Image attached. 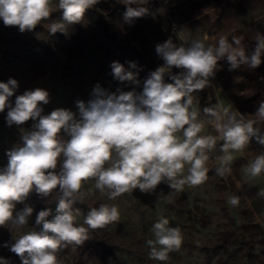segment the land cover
<instances>
[{"label":"clouds","instance_id":"1","mask_svg":"<svg viewBox=\"0 0 264 264\" xmlns=\"http://www.w3.org/2000/svg\"><path fill=\"white\" fill-rule=\"evenodd\" d=\"M101 0H0V19L5 26H16L20 32L34 30L44 21L50 34L66 32L68 25L82 23L87 10ZM125 6L122 21L129 26L147 15L151 0H115ZM61 11L60 20L52 13ZM163 14L165 9H157ZM201 19V17H197ZM182 31V30H181ZM242 36L221 35L215 43L205 39L180 41L169 37L156 45L162 63L143 80L134 62L128 68L119 61L111 63L113 78L128 82V91H108L99 84L87 102L78 100L76 111L56 108L43 114L42 105L49 103V92L43 88L25 90L15 78L0 81V113L5 112L8 126L20 127L32 120L30 129H21L20 143L7 150L8 163L0 168V227L12 230L27 227L34 209L25 201L35 192L48 196L53 190L60 198L53 212L46 208L36 215L35 224L15 237L10 251L21 264H61L59 253L69 245L82 246L91 233L120 220L115 204L100 203L83 214L75 207L91 193L84 184L95 181V189L109 200L139 189L154 193L166 183L170 189L182 191L185 186H200L214 170L220 177L232 175L234 154L245 151L255 140L264 146V100L254 114L245 118L221 105L205 106L201 119L200 101L196 94L210 85V78L226 60L229 70L241 65L255 69L264 56V35L257 33L256 46L249 56L242 46ZM177 69L179 71H173ZM167 77V81L165 79ZM264 80V77H261ZM206 124L211 131H205ZM218 167L210 166V157L217 149ZM264 174V152L252 159L245 175L256 178ZM241 185L237 182V187ZM258 196L264 197V189ZM158 199L164 197L158 196ZM227 203L239 206V197L230 196ZM24 206L17 210V205ZM154 240L147 241L148 258L166 262L169 254L179 251L184 236L179 226L159 216L152 224ZM5 247L8 244L5 243ZM0 264H11L0 256Z\"/></svg>","mask_w":264,"mask_h":264},{"label":"rangeland","instance_id":"2","mask_svg":"<svg viewBox=\"0 0 264 264\" xmlns=\"http://www.w3.org/2000/svg\"><path fill=\"white\" fill-rule=\"evenodd\" d=\"M155 13L135 20L129 26L122 21L125 6L115 0H101L87 10L84 21L68 25L64 33L50 34L44 21L34 30L20 32L16 26H5L0 19V81L11 78L18 81L15 95L37 87L49 92V103L42 105L43 114L56 108L76 111V102H87L97 84L108 91H128L132 85L119 82L111 74V63L119 61L126 68L129 62L137 65L142 90L147 79L162 63L156 45L169 37L174 42L205 39L215 43L221 35L231 38L242 36L246 55L256 46V35H264V0H151L148 5ZM163 8L160 14L157 9ZM201 19H197V17ZM62 12L52 13V20H60ZM182 30V31H181ZM210 78V85L196 94L200 101L201 119L205 106L221 105L248 118L264 100V56L255 69L241 65L229 70L226 60ZM179 71L177 69L173 70ZM167 81V77H165ZM5 112L0 113V168L6 167L7 150L20 143L21 129H30L33 121L11 127L6 123ZM264 134V125L260 126ZM205 131H211L206 124ZM264 146L253 140L245 151L234 154L232 175L218 176L209 171L206 183L182 191L170 189L166 183L158 185L154 193L139 189L109 200L95 189V181L84 184V191L91 193L75 207L83 214L100 203L115 204L120 220L104 229L91 233L82 246L69 245L61 250V264H264V174L251 178L245 175L249 162ZM217 149L210 157V166L218 167ZM237 182L241 185L237 187ZM60 192L53 190L48 196L35 192L25 201L34 211L23 229L0 227V256L10 258L11 264H21L10 246L31 228L39 230L36 215L50 208L55 211ZM164 199H158V196ZM230 196L239 197V206L227 203ZM24 205L18 204L17 210ZM169 219L170 225L179 226L184 241L179 251L169 254L166 262L148 258L147 241L154 240L152 224L159 216ZM5 243L8 247H5Z\"/></svg>","mask_w":264,"mask_h":264}]
</instances>
